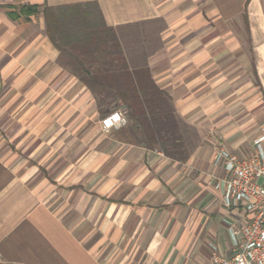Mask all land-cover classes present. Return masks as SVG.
Returning a JSON list of instances; mask_svg holds the SVG:
<instances>
[{"label": "crops", "instance_id": "crops-1", "mask_svg": "<svg viewBox=\"0 0 264 264\" xmlns=\"http://www.w3.org/2000/svg\"><path fill=\"white\" fill-rule=\"evenodd\" d=\"M90 1L170 95L185 159L102 129L116 96L65 62L43 13ZM261 133L264 0H0V264H212L246 215L214 148L245 155Z\"/></svg>", "mask_w": 264, "mask_h": 264}, {"label": "trees", "instance_id": "trees-1", "mask_svg": "<svg viewBox=\"0 0 264 264\" xmlns=\"http://www.w3.org/2000/svg\"><path fill=\"white\" fill-rule=\"evenodd\" d=\"M20 9L36 12L37 6ZM43 13L48 36L65 52V62L91 90L112 92L126 107L128 127L137 142L171 158L185 159L181 121L170 95L157 86L147 68L128 67L115 30L105 23L98 4L75 3L57 10L44 6ZM105 103L101 97L100 104Z\"/></svg>", "mask_w": 264, "mask_h": 264}, {"label": "built area", "instance_id": "built-area-1", "mask_svg": "<svg viewBox=\"0 0 264 264\" xmlns=\"http://www.w3.org/2000/svg\"><path fill=\"white\" fill-rule=\"evenodd\" d=\"M126 123L125 115L113 109L100 118L103 130ZM264 134L253 139L252 150L238 155L223 145L214 148L213 163L223 169L222 201L242 206L245 219L228 229L231 252L215 253L212 264H264ZM260 180V181H259ZM218 185V184H216Z\"/></svg>", "mask_w": 264, "mask_h": 264}, {"label": "rangeland", "instance_id": "rangeland-1", "mask_svg": "<svg viewBox=\"0 0 264 264\" xmlns=\"http://www.w3.org/2000/svg\"><path fill=\"white\" fill-rule=\"evenodd\" d=\"M116 99L109 97L105 98L106 101V105H108L109 108H117L119 109L123 115H125L126 112V107L124 105H122L119 101L118 97H115ZM126 118V117H125ZM126 122L128 123V121L126 120ZM260 181V180H259Z\"/></svg>", "mask_w": 264, "mask_h": 264}]
</instances>
